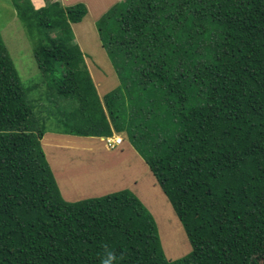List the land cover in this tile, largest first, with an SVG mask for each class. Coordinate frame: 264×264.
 I'll use <instances>...</instances> for the list:
<instances>
[{
  "label": "trees",
  "instance_id": "16d2710c",
  "mask_svg": "<svg viewBox=\"0 0 264 264\" xmlns=\"http://www.w3.org/2000/svg\"><path fill=\"white\" fill-rule=\"evenodd\" d=\"M11 3L41 79L27 97L0 33V264H264V0H121L97 22L121 82L103 96L74 43L86 5ZM48 130L124 134L190 252L166 258L129 189L65 200Z\"/></svg>",
  "mask_w": 264,
  "mask_h": 264
},
{
  "label": "rangeland",
  "instance_id": "374dc122",
  "mask_svg": "<svg viewBox=\"0 0 264 264\" xmlns=\"http://www.w3.org/2000/svg\"><path fill=\"white\" fill-rule=\"evenodd\" d=\"M31 1L33 5L35 4V8L53 2H59L64 6L85 4L88 13L82 22L72 26L74 43L84 54L90 76L100 96L121 85L120 75L116 73L97 29L99 19L121 0H44L39 6H36L37 0L34 1L35 3ZM0 33L22 85L25 90L27 89V97L37 96L39 89L35 90L31 87L40 82V72L32 46L26 38L11 0H0ZM121 136V138L120 135L109 138L81 137L48 130L40 142L53 172L55 171L54 174L57 177L64 176L67 180L64 181L66 187H63L64 184L56 177L65 200L78 201L129 189L137 195L154 217L166 258L176 260L187 255L191 250L189 240L169 201L157 186L144 159L125 135L121 134ZM121 140L123 143L120 145ZM156 193H161L160 195L165 198L164 207L158 204L160 199L156 198ZM167 239L170 243H176L177 253L170 252L172 248L169 247L174 246L167 247Z\"/></svg>",
  "mask_w": 264,
  "mask_h": 264
},
{
  "label": "bare ground",
  "instance_id": "6f19581e",
  "mask_svg": "<svg viewBox=\"0 0 264 264\" xmlns=\"http://www.w3.org/2000/svg\"><path fill=\"white\" fill-rule=\"evenodd\" d=\"M81 29V28H80ZM119 137V136H118ZM119 138H121V137H119ZM123 143V140H121L120 141V145ZM57 172H58V170H57ZM54 173H55V171H54ZM56 176V175H55ZM57 177V176H56ZM58 181L60 180L63 184H64V186L63 187H66L65 186V183H64V181L66 180V178L64 177V176H61V175H59L58 177ZM81 178H83V177H81ZM78 179H80V178H78ZM86 180H87V178H86ZM67 181V180H66ZM85 181V180H84ZM148 189V188H147ZM64 191H65V189H63ZM152 191L154 192V190L152 189ZM65 193H66V191H65ZM139 193V192H138ZM146 193H148V192H146ZM151 193V192H150ZM67 194V193H66ZM140 194V193H139ZM161 194V193H160ZM160 194H158V193H156V198L158 197L159 199H160V201H158V204L160 205V206H162V207H164L163 205H165L166 204V200H165V198L163 197V196H161ZM146 200V199H145ZM156 203V202H155ZM168 204V203H167ZM168 206V205H167ZM168 208V210H170L169 209V206L167 207ZM167 210V209H166ZM167 210V211H168ZM157 212V211H156ZM162 212V211H161ZM170 212H171V210H170ZM157 214V213H156ZM155 214V215H156ZM156 218H157V216H156ZM179 231H180V229H179ZM182 231V230H181ZM181 233V232H180ZM185 237V236H184ZM173 239V238H172ZM168 246H174V247H169V248H172V250H170V252H175L176 251V243H170V241H169V239H167V247ZM182 247V246H181ZM181 250H179V252H180ZM178 251H176L175 253H177Z\"/></svg>",
  "mask_w": 264,
  "mask_h": 264
},
{
  "label": "crops",
  "instance_id": "0c3cea01",
  "mask_svg": "<svg viewBox=\"0 0 264 264\" xmlns=\"http://www.w3.org/2000/svg\"><path fill=\"white\" fill-rule=\"evenodd\" d=\"M35 0H33V2H34ZM38 1V3H36V6L38 5H41V3H44V0H37ZM35 3V2H34ZM35 5V4H34ZM59 184V183H58ZM67 200V199H66ZM69 201H75V200H69Z\"/></svg>",
  "mask_w": 264,
  "mask_h": 264
},
{
  "label": "clouds",
  "instance_id": "9594fccd",
  "mask_svg": "<svg viewBox=\"0 0 264 264\" xmlns=\"http://www.w3.org/2000/svg\"><path fill=\"white\" fill-rule=\"evenodd\" d=\"M119 136V135H118ZM120 137H122L121 135H120Z\"/></svg>",
  "mask_w": 264,
  "mask_h": 264
}]
</instances>
